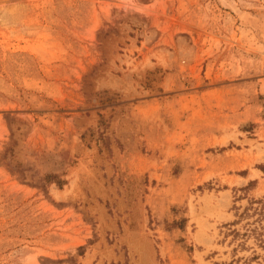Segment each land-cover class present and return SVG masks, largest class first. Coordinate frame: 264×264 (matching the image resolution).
I'll use <instances>...</instances> for the list:
<instances>
[{"label":"rangeland","instance_id":"374dc122","mask_svg":"<svg viewBox=\"0 0 264 264\" xmlns=\"http://www.w3.org/2000/svg\"><path fill=\"white\" fill-rule=\"evenodd\" d=\"M0 264H264V0H0Z\"/></svg>","mask_w":264,"mask_h":264},{"label":"trees","instance_id":"16d2710c","mask_svg":"<svg viewBox=\"0 0 264 264\" xmlns=\"http://www.w3.org/2000/svg\"><path fill=\"white\" fill-rule=\"evenodd\" d=\"M48 181L49 180H54L53 182L59 187L61 188L64 184H65V181L64 180H60L58 177H56L55 175H52V176H48L47 177Z\"/></svg>","mask_w":264,"mask_h":264},{"label":"crops","instance_id":"0c3cea01","mask_svg":"<svg viewBox=\"0 0 264 264\" xmlns=\"http://www.w3.org/2000/svg\"><path fill=\"white\" fill-rule=\"evenodd\" d=\"M249 177H246V178H242V185H246L247 183H248V181H249Z\"/></svg>","mask_w":264,"mask_h":264}]
</instances>
